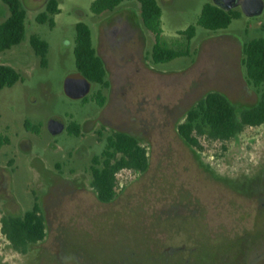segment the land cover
I'll return each instance as SVG.
<instances>
[{
  "label": "rangeland",
  "instance_id": "obj_1",
  "mask_svg": "<svg viewBox=\"0 0 264 264\" xmlns=\"http://www.w3.org/2000/svg\"><path fill=\"white\" fill-rule=\"evenodd\" d=\"M21 1L24 40L0 52V64L21 75L0 92V130L11 139L0 149V221L38 202L46 237L23 255L0 223V264H264V124L224 143L202 138L201 150L178 133L209 93L226 96L239 114L262 99L264 85L249 83L243 51L264 39V0L257 16L240 6L225 10L239 18L218 31L197 26L214 0H156L162 39L188 54L161 64L153 62L155 38L136 0L101 15L92 13L95 0H57L54 28L36 21L50 0ZM9 16L0 0V25ZM78 23L89 26L106 69V84L91 83L83 98L66 92L67 80L79 74ZM192 25L189 40L183 32ZM32 36L49 45L46 66ZM53 119L65 125L58 135L49 131ZM26 121L40 133L28 131ZM73 125L79 135L69 133ZM115 132L135 137L149 164L144 173L121 171L116 198L102 203L91 169Z\"/></svg>",
  "mask_w": 264,
  "mask_h": 264
},
{
  "label": "trees",
  "instance_id": "obj_2",
  "mask_svg": "<svg viewBox=\"0 0 264 264\" xmlns=\"http://www.w3.org/2000/svg\"><path fill=\"white\" fill-rule=\"evenodd\" d=\"M10 10L8 19L0 25V52L10 50L22 43L25 37V20L27 12L21 0H2ZM133 0H95L91 10L95 15L113 12L121 3ZM141 7V18L144 27L154 35L155 45L152 59L155 64L168 63L177 58L186 57L187 51L170 48L162 39V9L156 0H136ZM61 13L57 0H50L45 11L41 12L36 21L55 26V16ZM239 18L238 12L206 4L198 19L197 26L209 31L227 29L234 19ZM75 59L78 73L93 84H106V69L102 59L93 47L92 33L84 23L76 25ZM196 26H190L183 32L189 40L194 38ZM30 43L41 58V65H47L49 45L38 36H32ZM244 65L247 79L254 88L264 85V39H253L244 45ZM21 81L20 73L13 67L0 64V92L11 88ZM99 106H103L104 98L98 97ZM264 124V95L259 103L246 108L239 114L237 108L221 93H209L200 100L187 114L185 121L179 125L180 137L190 146L202 149L201 139L228 142L247 127H259ZM28 131L39 134L40 128L25 122ZM79 129L73 125L69 133L79 135ZM10 137L0 130V149L10 145ZM147 150L133 136L115 132L107 139L101 157L93 159L92 183L98 200L110 203L117 196L118 174L123 170L144 173L148 168ZM1 233L20 253L27 254L32 245L42 242L46 237V222L38 202L23 216H6L1 218Z\"/></svg>",
  "mask_w": 264,
  "mask_h": 264
},
{
  "label": "water",
  "instance_id": "obj_3",
  "mask_svg": "<svg viewBox=\"0 0 264 264\" xmlns=\"http://www.w3.org/2000/svg\"><path fill=\"white\" fill-rule=\"evenodd\" d=\"M217 1V0H215ZM224 4L221 5L224 10H232L238 6L241 7L242 12L249 16H257L263 11V2L261 0H222ZM91 82L81 74L71 76L66 82V92L73 98H83L90 90ZM65 129L63 122L53 119L49 123V131L53 135L62 133Z\"/></svg>",
  "mask_w": 264,
  "mask_h": 264
},
{
  "label": "flooded vegetation",
  "instance_id": "obj_4",
  "mask_svg": "<svg viewBox=\"0 0 264 264\" xmlns=\"http://www.w3.org/2000/svg\"><path fill=\"white\" fill-rule=\"evenodd\" d=\"M214 4H215L216 6L222 8L221 5L224 4V2H223L222 0H217V1L214 0ZM238 7H239V6H238Z\"/></svg>",
  "mask_w": 264,
  "mask_h": 264
}]
</instances>
